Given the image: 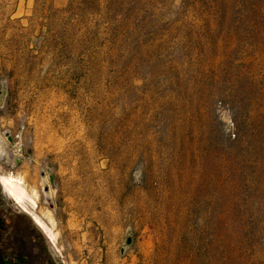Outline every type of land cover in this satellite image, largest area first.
I'll list each match as a JSON object with an SVG mask.
<instances>
[{
	"label": "rangeland",
	"instance_id": "1",
	"mask_svg": "<svg viewBox=\"0 0 264 264\" xmlns=\"http://www.w3.org/2000/svg\"><path fill=\"white\" fill-rule=\"evenodd\" d=\"M241 2L0 0V176L37 193L0 184L13 251L189 264L183 226L227 205L264 224V135L230 117L264 112V17Z\"/></svg>",
	"mask_w": 264,
	"mask_h": 264
},
{
	"label": "trees",
	"instance_id": "2",
	"mask_svg": "<svg viewBox=\"0 0 264 264\" xmlns=\"http://www.w3.org/2000/svg\"><path fill=\"white\" fill-rule=\"evenodd\" d=\"M242 1L243 4L250 0ZM252 11L264 17V0H256ZM230 117L236 142L242 143L252 131L257 141L259 135H264V112L251 114L232 106ZM248 214L252 215L247 208L227 205L219 211L218 222L183 226V234L190 235L181 241L189 264H264V224L256 217L247 221ZM6 231V220L0 215V264H31L26 251L11 249L2 237ZM46 264L61 263L50 258Z\"/></svg>",
	"mask_w": 264,
	"mask_h": 264
},
{
	"label": "bare ground",
	"instance_id": "3",
	"mask_svg": "<svg viewBox=\"0 0 264 264\" xmlns=\"http://www.w3.org/2000/svg\"><path fill=\"white\" fill-rule=\"evenodd\" d=\"M0 184L3 186L9 197H11L16 203L25 206V202L28 201L32 207L37 206L36 191L32 190L30 192L25 187L22 177H16L14 175H1ZM34 219L40 227L45 229L50 240L54 241L55 233L50 228H48V226L38 216H34Z\"/></svg>",
	"mask_w": 264,
	"mask_h": 264
},
{
	"label": "water",
	"instance_id": "4",
	"mask_svg": "<svg viewBox=\"0 0 264 264\" xmlns=\"http://www.w3.org/2000/svg\"><path fill=\"white\" fill-rule=\"evenodd\" d=\"M130 241H131V238H130V237H128V238H127V242L129 243Z\"/></svg>",
	"mask_w": 264,
	"mask_h": 264
}]
</instances>
